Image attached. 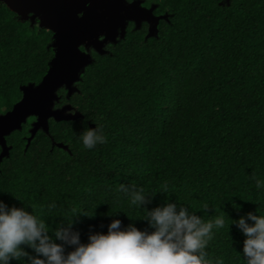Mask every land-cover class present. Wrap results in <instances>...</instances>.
<instances>
[{
  "label": "trees",
  "instance_id": "1",
  "mask_svg": "<svg viewBox=\"0 0 264 264\" xmlns=\"http://www.w3.org/2000/svg\"><path fill=\"white\" fill-rule=\"evenodd\" d=\"M158 12L156 36L127 30L92 54L69 98L60 92L78 118L49 120L48 132L27 142L29 118L4 138L0 200L52 228L92 215L73 217L87 243L90 226L106 232L113 219L148 228L142 210L117 199L119 184L136 185L156 193L149 209L177 200L205 221L223 216L207 251L243 264L244 236L228 225L264 215V191L255 188L264 180V0H161ZM51 42V32L0 3V115L20 101L21 87L41 81ZM95 126L106 143L85 149L80 137Z\"/></svg>",
  "mask_w": 264,
  "mask_h": 264
},
{
  "label": "clouds",
  "instance_id": "2",
  "mask_svg": "<svg viewBox=\"0 0 264 264\" xmlns=\"http://www.w3.org/2000/svg\"><path fill=\"white\" fill-rule=\"evenodd\" d=\"M80 139L85 149L106 143L99 126L88 127ZM255 188L264 191V180L256 179ZM166 189L167 185L161 192ZM116 192L117 199H126L142 210L138 218L146 221L148 228L141 230L133 224L122 227L121 220L113 219L106 232H92L90 226L87 243H82L79 231L74 230L77 221L73 217L78 213L92 215L81 211L52 228L32 211L0 200V264L10 260L19 264H222L207 248L215 235L213 230L225 227L223 216L205 221L177 200L149 209L156 193L132 184H119ZM47 207L51 212L56 204ZM234 207L239 210V206ZM230 225L244 236L243 264H264V215L248 212L231 219L228 228Z\"/></svg>",
  "mask_w": 264,
  "mask_h": 264
},
{
  "label": "water",
  "instance_id": "3",
  "mask_svg": "<svg viewBox=\"0 0 264 264\" xmlns=\"http://www.w3.org/2000/svg\"><path fill=\"white\" fill-rule=\"evenodd\" d=\"M103 1L108 4H104ZM0 3L19 16L21 20H28L30 24H33L35 17H40L39 28L45 30L47 28V31L52 33L50 46L54 53L41 81L37 85L30 84L21 87L20 101L9 112L0 115V121H2L0 145L4 149L5 140L3 141V137L15 130H20L28 116H39L44 113L43 115L46 114L48 118L55 115L47 109L44 110L42 105V100L53 98L52 85L57 83L56 88L61 85L69 88L73 82L78 81L84 67L91 62L88 55L78 52L79 47L86 48L92 45L96 37L94 34L96 30L106 35V31L101 29L109 30L110 23L119 21V24L122 25L123 19L129 18L128 8L131 5L127 8H123V6L118 8V0H0ZM114 3L118 4L117 8ZM117 10L123 11L122 14L125 17L118 15ZM140 11L146 16L151 14L150 10L142 9ZM78 14L81 16L78 17ZM103 16L106 17V20L103 19ZM151 17L145 19L153 20L156 24L157 19ZM70 94L71 92L68 95ZM37 120L35 127L38 129H35L31 136L41 129L38 127L41 125L39 119ZM68 120L70 119H55L57 122ZM7 150L8 148L5 147L6 154ZM3 156L4 154H0V159Z\"/></svg>",
  "mask_w": 264,
  "mask_h": 264
},
{
  "label": "rangeland",
  "instance_id": "4",
  "mask_svg": "<svg viewBox=\"0 0 264 264\" xmlns=\"http://www.w3.org/2000/svg\"><path fill=\"white\" fill-rule=\"evenodd\" d=\"M119 5L117 3H114L115 7L118 8L119 6L123 8H127L130 5L126 4L125 0H118ZM104 4H108V2H104ZM133 4V3H132ZM128 19H123V23L122 25L119 24L118 22H112L113 24L110 23V25L108 26L109 30H106L107 28H103L101 30H103L104 32L106 31V35H104L103 33H101V31L96 30L95 31V38L94 41L92 42V45L87 46L86 48L81 46L79 47V51H82V53L88 55L90 58H92V54H99V55H103L107 52V49L109 46H112L114 44H116V42H118L119 40H121L123 38V33L125 30H129L132 28V26H128V23L130 24H135V26H133V29H137L140 24L141 21L146 20L145 18H148L144 13H142L140 10L141 7L138 6L137 4H133L128 8ZM118 15L122 16L123 18L125 17V15H123V11H119L117 10ZM97 14L95 13V16ZM81 15L78 14V17H80ZM106 16V15H105ZM103 16V19L106 20V17ZM102 18V17H101ZM103 19H100L103 21ZM41 18L40 17H35V19L33 20V24L31 25H39ZM146 22L148 23V31H147V36L150 35L151 37L156 36L157 33V24H155V22L153 20H146ZM43 26V25H42ZM39 28V26H38ZM46 28V27H45ZM127 28V29H126ZM143 29L146 28V26L144 25L142 27ZM45 30V29H44ZM47 31V28H46ZM119 33V34H117ZM77 81L73 82L71 84V86L69 88H66L65 85H61L60 87L56 88V84L54 83V85H52V89H54L53 92V98L49 99V100H42V105L44 110H49L51 112V114H55L54 116L51 117H46V114L43 115H30L26 118V120H28L29 118H33V121L30 122V129H29V136L27 137V142L29 140H31V138L33 136H31L35 129H38L35 127V123L38 122L37 119H39V123L42 125L38 126L40 127L43 132L47 133L48 132V124H49V120H54L55 119H70V120H75L76 118H78V114L77 112H75L73 110V108H71V106L69 104H65L63 103V101L61 100L62 96L60 95V92H63V96H65L66 98H69V96L74 92L73 90H75V83ZM62 90V91H61ZM71 92L70 95H68ZM2 134V121H0V136ZM31 136V137H30ZM6 137V136H5ZM3 137V141L5 140ZM5 142V141H4ZM5 144V143H4ZM5 147L7 148V146H4V149L2 148V146L0 145L1 148V153L0 154H4L5 156ZM7 155V154H6ZM3 156V157H4Z\"/></svg>",
  "mask_w": 264,
  "mask_h": 264
},
{
  "label": "flooded vegetation",
  "instance_id": "5",
  "mask_svg": "<svg viewBox=\"0 0 264 264\" xmlns=\"http://www.w3.org/2000/svg\"><path fill=\"white\" fill-rule=\"evenodd\" d=\"M125 1H126L125 3L128 5L137 4L138 6H140L144 10H150L151 14L150 15L148 14L147 17L149 18V16H152L151 17L152 19L156 18L157 19V23H156L157 26H158L159 22L161 21V19H163L165 17L164 15L161 14V12H158V7H159V4L161 3V0H125ZM129 25L132 26L131 30L143 29L142 27L145 25L146 26V28H145L146 32L145 33L147 36L148 23L146 22V20L141 21L140 24L138 25L139 27L137 29H133V26H135V24L128 23L127 27ZM127 30L124 31L123 36ZM117 34H119V33H117Z\"/></svg>",
  "mask_w": 264,
  "mask_h": 264
},
{
  "label": "snow or ice",
  "instance_id": "6",
  "mask_svg": "<svg viewBox=\"0 0 264 264\" xmlns=\"http://www.w3.org/2000/svg\"><path fill=\"white\" fill-rule=\"evenodd\" d=\"M79 53H82V51H78Z\"/></svg>",
  "mask_w": 264,
  "mask_h": 264
}]
</instances>
